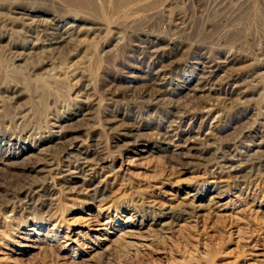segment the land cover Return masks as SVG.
Instances as JSON below:
<instances>
[{
	"label": "rangeland",
	"instance_id": "obj_1",
	"mask_svg": "<svg viewBox=\"0 0 264 264\" xmlns=\"http://www.w3.org/2000/svg\"><path fill=\"white\" fill-rule=\"evenodd\" d=\"M0 264H264V0H0Z\"/></svg>",
	"mask_w": 264,
	"mask_h": 264
},
{
	"label": "bare ground",
	"instance_id": "obj_2",
	"mask_svg": "<svg viewBox=\"0 0 264 264\" xmlns=\"http://www.w3.org/2000/svg\"><path fill=\"white\" fill-rule=\"evenodd\" d=\"M84 162H85V161H84ZM75 173H76V172H75ZM212 198H214V197H212ZM165 205H166V204H165ZM169 206H170V205H169ZM161 208H162V207H161ZM163 208H164V207H163ZM169 209H170V208H169ZM169 209H168V210H169Z\"/></svg>",
	"mask_w": 264,
	"mask_h": 264
}]
</instances>
